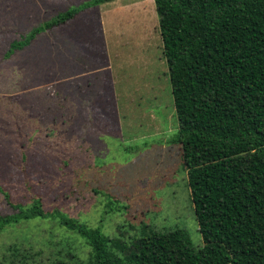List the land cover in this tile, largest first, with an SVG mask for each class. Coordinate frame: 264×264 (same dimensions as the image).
Instances as JSON below:
<instances>
[{
	"label": "rangeland",
	"instance_id": "rangeland-1",
	"mask_svg": "<svg viewBox=\"0 0 264 264\" xmlns=\"http://www.w3.org/2000/svg\"><path fill=\"white\" fill-rule=\"evenodd\" d=\"M85 1L0 0V213L34 198L51 211L0 230V264H88L58 215L123 240L180 227L202 245L153 0L80 8L7 55Z\"/></svg>",
	"mask_w": 264,
	"mask_h": 264
},
{
	"label": "trees",
	"instance_id": "trees-1",
	"mask_svg": "<svg viewBox=\"0 0 264 264\" xmlns=\"http://www.w3.org/2000/svg\"><path fill=\"white\" fill-rule=\"evenodd\" d=\"M88 0L11 41L7 55ZM178 142L202 245L180 227L143 224L128 240L58 215L89 246L88 264H264V0H153ZM7 194V193H4ZM39 198L0 213V230L47 217Z\"/></svg>",
	"mask_w": 264,
	"mask_h": 264
},
{
	"label": "crops",
	"instance_id": "crops-1",
	"mask_svg": "<svg viewBox=\"0 0 264 264\" xmlns=\"http://www.w3.org/2000/svg\"><path fill=\"white\" fill-rule=\"evenodd\" d=\"M110 1H112V0H107V1H103V2H99V3H101L102 5H103V7H104V5H106L107 3H109ZM138 1V0H137ZM137 1H135V3L137 2ZM142 0H140V2H141ZM99 3H97V4H99Z\"/></svg>",
	"mask_w": 264,
	"mask_h": 264
}]
</instances>
